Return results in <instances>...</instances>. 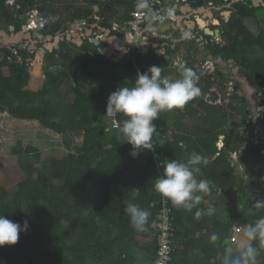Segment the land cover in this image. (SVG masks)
Returning a JSON list of instances; mask_svg holds the SVG:
<instances>
[{
  "label": "trees",
  "instance_id": "1",
  "mask_svg": "<svg viewBox=\"0 0 264 264\" xmlns=\"http://www.w3.org/2000/svg\"><path fill=\"white\" fill-rule=\"evenodd\" d=\"M85 1L86 5L74 17L92 23L95 13H100L105 15L103 25L109 28L131 18L134 0L121 2L126 7L124 14L116 11L114 2L108 8L101 0ZM19 2L22 4L16 17L6 0H0V21L6 25L17 22L20 30V16L28 8H37L49 17L56 14L46 4L48 0ZM263 8L256 7L251 0L234 2L229 8L232 17L225 28L227 43L220 50L215 49L216 57L225 53L238 59L242 75L261 92H264V28L255 35L243 21L257 18ZM177 51L168 48L166 55H159L150 49L145 54L136 53L115 61L101 55L89 41L82 46L63 41L59 49L48 50L46 54L40 50L31 64L24 57L0 59V107L14 118L36 120L44 128L62 134L69 150L63 159L53 158L47 163L42 161L36 146L22 141L13 146L16 166L12 175L19 172L22 177L14 185L0 187V215L21 226L27 220L29 227L20 233L15 245L0 246V260L6 258L10 264H139L136 250L144 244L152 256L145 264H154L156 221L163 197L153 184L160 174L150 150L141 149L137 157L130 154L132 145L125 142L119 127L113 126L106 110L112 92L122 86H134L137 73L146 72L152 65L161 66L163 77L180 78L182 72L174 74L170 68ZM257 51L262 52V57L252 56ZM41 60L47 64L42 67L44 79L41 72L31 71ZM57 64L60 69L49 71V66ZM189 69L199 76L201 95L182 109L160 113L154 121L157 151L163 163L169 159L186 162L193 152L205 158L215 156L208 180L215 182L222 194L219 202L204 201L198 205L199 209L216 208L213 216L205 215L200 220L194 219L197 208L178 209L168 200L175 228L171 264H220L218 257L225 247H231L235 253L249 243L244 229L264 216V208L254 206L256 201L264 200V191L258 193V188L264 185V148L239 136L243 123L242 119L235 121L236 108L233 104L225 107L208 103L205 97L214 82L197 68ZM58 92H64L67 100L62 113L61 105L48 98ZM239 98L235 93L234 99ZM240 103L243 108L247 106V102ZM243 108L239 112L244 118ZM197 116L202 118L203 127L193 136L187 132L185 119ZM117 119L122 126L127 117L117 113ZM172 126L177 130L170 135ZM74 134L82 137L80 143L75 142ZM221 136H225V148L219 150L217 143ZM244 145H247L243 148L245 157L261 163L249 169L247 177L237 173L230 160V152ZM143 152L146 161L140 165L138 159ZM4 158L0 155V169L4 168ZM126 201L151 212L144 230L132 226L124 211ZM213 232L219 233L220 239L210 243ZM252 243L257 247V264H264V246Z\"/></svg>",
  "mask_w": 264,
  "mask_h": 264
},
{
  "label": "built area",
  "instance_id": "2",
  "mask_svg": "<svg viewBox=\"0 0 264 264\" xmlns=\"http://www.w3.org/2000/svg\"><path fill=\"white\" fill-rule=\"evenodd\" d=\"M15 1L16 0H8L12 5H14ZM193 1L194 0H147L148 6L141 8L138 6L140 0H134L133 8L130 13L131 18L128 21L116 22L112 28H109L105 25L101 26L98 24L99 21H104L105 17L94 16V21L92 23H89V21L85 19L82 20L80 28L85 25L88 26L90 28L87 31L88 41L92 43L93 38H98L100 44L95 47H97L101 55L110 57L113 60L129 58L136 53L145 54V49L147 48L148 50L154 49L157 52L162 51L160 53L161 55H166L168 48L178 50L171 59L170 68L174 74L177 72L181 73L182 69L188 65L186 61L187 51L185 53L181 52V48L184 46L181 43L195 42V40H197L198 43L201 42V45H204L208 42V37L205 36L203 32L204 26L200 24L195 25V19L197 20L201 17L205 20L206 26L211 25L218 17L225 14L234 2L242 0H225V4L204 0L203 5L197 7L193 6ZM20 19L22 20V27L17 35L9 36L4 30H0V59H3L5 56H8V58L16 57L17 49L13 47L16 44L14 38L18 37V39L21 40L26 35L31 36L37 29L44 27L45 20H47L37 9L23 13ZM166 25L170 27L169 29L171 31L172 28L176 32L179 31L181 33L179 38L174 37L173 33L170 31H161L162 26ZM97 27H99V29H97ZM97 30L100 34H97ZM6 39L9 41L7 42ZM32 39L37 40L38 36L34 34ZM167 40L168 42L163 44ZM21 48L24 49L23 46ZM41 61L43 62H41L39 66L41 77L44 79L46 78V74L42 70V67H46L47 64L46 60ZM208 62L210 61L206 60L203 62L202 67L210 71L209 68H207ZM28 64L30 63L28 62ZM190 67L191 66H189V68ZM48 68L49 71L56 72V70L61 68V65H51ZM211 80L214 82V79ZM231 81L228 83V87L231 89L229 92L223 91L221 82H214L205 100L210 104L219 106H226L232 102L234 103V95L237 91ZM244 102H247L246 107L243 108L242 104H240V108H243L244 112V118L242 116L243 124L239 128L240 133H242L241 135L245 138H249L250 143L260 145L264 148V92L258 91L256 97L248 98V100ZM107 116L111 118L115 128L120 127L117 113L112 116ZM173 133L170 132V135ZM153 140L155 141L154 148L150 151L154 155L159 174L161 175L163 173V161H161V154L157 151L156 135H154ZM246 146L247 145H244L239 150L230 152L232 166L236 170H239L244 177H247L242 173L243 171L245 172V155L243 153V148ZM218 148L219 150L225 148L224 140L221 144L218 143ZM240 172L238 173L240 174ZM156 231L157 249L154 264H171L174 259L175 250V228L173 226V215L169 207L168 199L164 197L162 206L157 214Z\"/></svg>",
  "mask_w": 264,
  "mask_h": 264
},
{
  "label": "clouds",
  "instance_id": "3",
  "mask_svg": "<svg viewBox=\"0 0 264 264\" xmlns=\"http://www.w3.org/2000/svg\"><path fill=\"white\" fill-rule=\"evenodd\" d=\"M16 2L18 5L22 4L18 0ZM138 6L147 7V0H140ZM20 8L19 6L17 10ZM28 9L32 11L37 8ZM45 17L51 22L56 15ZM198 81L199 76L191 69H185L180 78L173 79L162 76L161 66L152 65L146 72L137 73L134 86H122L109 95L106 114L112 116L122 113L127 117L119 127V133L123 135L125 142L132 145L130 154L133 157H137L141 149L154 148L153 137L156 132L154 121L160 113L182 109L188 102L201 95ZM207 163V159L196 152H193L186 162L177 159L166 160L163 163V173L154 178L153 187L178 209L191 211L197 208L194 214L196 220H200L205 215L213 216L216 213L215 207L209 206L206 210L198 208L202 202V196L199 193L207 194L212 188L210 180L199 178L201 166H206ZM254 206L257 209L264 208V200L256 201ZM124 211L134 228L144 230L151 216L150 211L127 201ZM28 227L27 220L21 226L20 223L0 215V246L15 245L20 238V233L27 231ZM244 236L249 243L240 246L235 253L231 247L226 246L223 255L218 257L220 264H257V247L252 242H258L260 246H264V216L247 226L244 229ZM219 239V233L213 232L209 242L213 243Z\"/></svg>",
  "mask_w": 264,
  "mask_h": 264
},
{
  "label": "rangeland",
  "instance_id": "4",
  "mask_svg": "<svg viewBox=\"0 0 264 264\" xmlns=\"http://www.w3.org/2000/svg\"><path fill=\"white\" fill-rule=\"evenodd\" d=\"M14 4H17L15 1ZM47 5L51 6V9L54 12H57L60 8L65 9L66 6H69L70 8L75 7H83L85 6L83 4V0H48L46 2ZM6 5L11 10V5L8 0L6 1ZM31 9H28L27 11H30ZM229 10V8H228ZM26 11V12H27ZM116 11L119 12V14H124L126 12V7L124 6H118L116 8ZM116 13V12H115ZM98 16L99 15H94ZM264 8L260 9L258 11L257 18L255 19H248L246 21L247 25L256 33L260 32L262 28H264ZM56 18V17H55ZM227 18V16H226ZM96 20V19H95ZM98 20V19H97ZM258 22V24H257ZM84 32H87L88 29H90L88 26H84ZM0 29L8 30V28L1 26ZM97 34H100V32L97 30ZM77 34L81 35L82 31L76 32ZM173 35L176 36L178 33L176 31H172ZM112 35V34H111ZM95 36V35H94ZM194 43V41H192ZM242 50V49H241ZM2 52V50H1ZM241 53H244V51H240ZM34 60L30 62L33 63ZM40 64L36 63L31 68V71L34 74H40ZM217 68V67H215ZM207 72L206 76L208 77V73L210 71L202 68ZM230 78L223 79L222 87L223 91L229 92L231 89H229L227 83L231 81ZM225 83V85H224ZM230 86V84H229ZM222 95V92H221ZM48 98L52 99L56 105L60 106V112H64L66 110L67 100L65 99V93L64 92H58V93H52L48 96ZM240 101V99L235 100L237 103ZM242 115L240 114L239 110L236 112L235 121H241ZM186 125H187V132L190 135L195 136V132L198 131L200 128L203 127L202 125V118L201 117H193V118H187L185 119ZM177 130V129H176ZM175 128L172 126L170 129V132L173 133L176 131ZM242 133H240L239 130V136ZM75 138L76 143H80L82 140V137L79 135H72ZM242 136V135H241ZM18 141H22L25 144H31L33 146H36L39 148L41 152V159L44 162L50 163V161L53 158L56 159H63L69 154V150L67 149L65 143H64V136L62 134H58L56 132H53L51 130H48L44 128L38 121L36 120H23L14 118L10 115L8 112H4V109L0 107V155L9 158L11 160H6L4 158V168L0 169V187H8L9 185H14L16 182H18L19 179H21L22 175L18 172L15 176L12 175V171L14 167L16 166V160L13 155V146ZM223 140L219 142L221 144ZM143 158H146V155H142ZM244 164H245V172L242 173L247 176L253 166L261 165V163H258L254 159H250L247 157H244ZM264 164V163H262ZM250 169V170H249ZM237 172H240L239 170H236ZM241 174V172H240ZM264 191V185L258 188V193H261ZM257 193V194H258Z\"/></svg>",
  "mask_w": 264,
  "mask_h": 264
},
{
  "label": "flooded vegetation",
  "instance_id": "5",
  "mask_svg": "<svg viewBox=\"0 0 264 264\" xmlns=\"http://www.w3.org/2000/svg\"><path fill=\"white\" fill-rule=\"evenodd\" d=\"M101 1L103 3H105L104 5L108 8L110 7L109 6L110 3L114 2V8H117L118 6H121V2L123 0H101ZM98 2H99V0H98ZM83 4L86 5L85 0H83ZM19 6L21 7V5H18V4H16L15 6H11L10 11H12L16 17H18L17 8ZM96 6H98V5H96ZM260 6H261V4L259 6H256V7L259 8ZM79 8L80 7L69 8L67 6L64 10L60 8L57 11L56 18H54L53 20H51V22H49V27L47 26V23H46L47 20H45L44 27H40V29L33 32L31 34V36L26 35L21 40H19L18 37H15L14 39L16 41H14V42H16V44L13 46L15 49H17V55H15V56L17 58L24 57L26 62L30 63L32 61V59L34 61L36 60L37 54L40 53L41 47H44L47 51L48 50L53 51L55 49H59L60 44L63 41L72 42L78 46H82L86 41H88L89 38L87 37V32H84L85 27L80 28V23L84 19L74 17V16L79 14L77 11ZM99 10H100V7L98 6V10H96V12H99ZM113 10L114 9H112V12H113ZM96 15H98V14H96ZM99 16L104 17L105 15H102L99 13ZM231 17L226 18V15L222 14L220 17H218L214 21L213 24L208 25L215 32H216V30H219L218 36L216 34L214 36L208 35V34H206L205 30L203 29L205 36L208 37V42H206L204 45H201V42L198 43L197 40H195V42L193 43L195 46H192L191 44H189L190 47L187 49L188 51H187V55H186V59H187L186 61H187V63H191V66H193V67L197 68L199 71L203 72L204 75H206L207 72L205 70L204 71L202 70V68H203L202 64L206 60L210 61V62H208V66H207V68H209V70L211 71L210 73H208V78L214 79V82L220 83L224 79L225 75H226V78L231 77V79H232L231 82H233L234 88L238 93L239 90L241 88H243V84L241 82H238V77L243 76L242 75V66L239 63V60L229 58L226 56L225 53H222L220 57H216V55H215L216 50L217 51L220 50L227 43L224 34H225V28L228 25V22L231 19ZM251 19H253V18H251ZM195 21H196L195 25L198 24L196 19H195ZM104 22H105V20L102 22L99 21L98 24L103 26ZM54 24H59L57 29L52 28V25H54ZM244 24H245V22H244ZM1 26L8 28V30H5V29H0V30H4L6 33H8L9 36L17 35L20 32V30L17 28V22H12V23H9L8 25H6L4 23V21H0V27ZM21 27H22V23H21ZM97 29H99V27H97ZM79 31H82L81 35L76 33ZM36 32H40L44 36L41 38L38 37L37 40L32 39L33 35L36 34ZM70 35H71L72 39H77L78 36H81V38L83 39V43L81 45H79L77 42H74L71 38H69ZM22 46L24 47V49L21 48ZM26 53L28 54V57H25ZM13 54H15V53H13ZM44 54H46V53H44ZM190 58H191V60H190ZM215 67H217V68H215ZM204 69H206V68H204ZM237 82L240 84L239 87L237 86ZM224 85H225V83H224ZM227 85H228V83H227ZM258 91L259 90L257 89V93H258ZM239 99L242 102L248 100V98H243V97H240ZM240 101H238L237 103L232 102L226 106L225 105H222V106L227 107V106L233 104V106L236 108L235 112H237L238 110H241ZM2 259L0 260V264H2ZM6 264H10V262L7 259H6Z\"/></svg>",
  "mask_w": 264,
  "mask_h": 264
},
{
  "label": "crops",
  "instance_id": "6",
  "mask_svg": "<svg viewBox=\"0 0 264 264\" xmlns=\"http://www.w3.org/2000/svg\"><path fill=\"white\" fill-rule=\"evenodd\" d=\"M259 3L261 4V6L263 7L264 6V0H259ZM255 5V4H254ZM55 15H57V12H56V14ZM264 17V16H263ZM248 19H244V22H245V24L247 25V23H246V21H247ZM248 26V25H247ZM172 27H175V26H172ZM249 27V26H248ZM170 27L168 26V27H165V26H162V28H161V31H163V32H168V31H170V32H172V31H174L173 30V28H172V31L169 29ZM250 28V27H249ZM251 29V28H250ZM251 31L255 34V35H258L259 34V32L258 33H256V32H254L252 29H251ZM177 35L176 36H174V37H176V38H179V36H180V32L179 31H177ZM168 42V40L165 42V43H163V44H166ZM182 45H184V47L186 48V51H188L187 49L190 47V45L189 44H191L192 46H195L194 44H193V42L191 41V42H183V43H181ZM165 49V48H164ZM150 50H148V48L147 49H145V53H147V52H149ZM157 52V51H156ZM162 52V51H161ZM160 51L159 52H157L159 55H161L160 53H161ZM262 52L261 51H257V52H252V56H254V57H262ZM211 57V56H210ZM221 139L223 140L224 139V136H221L220 137V140H219V142L221 141ZM218 142V143H219ZM218 143H217V146H218ZM142 155H144V152L143 153H141V155L139 156V159H138V164H140V165H144L145 164V161H146V158L144 159L143 158V156ZM214 158H215V156H213V155H210V156H207L206 157V159H207V161H208V163H207V165L206 166H201V174H200V177L199 178H206V179H209V172H211L212 170H213V166H214ZM238 173V172H237ZM212 188L214 189V192H212V193H207V194H204V193H199L201 196H202V202L204 203V201L205 202H207V203H215V202H219L220 200H221V194H222V192H221V190H219V189H217V186H216V183L215 182H212ZM233 208H234V205H233ZM235 209H236V205H235ZM136 255L138 256V262L137 263H139V264H141V263H143V264H145V262L149 259V258H151L152 256H151V254H150V252H149V250L147 249V247H145V245L144 244H142V248H139V249H137L136 250Z\"/></svg>",
  "mask_w": 264,
  "mask_h": 264
},
{
  "label": "water",
  "instance_id": "7",
  "mask_svg": "<svg viewBox=\"0 0 264 264\" xmlns=\"http://www.w3.org/2000/svg\"><path fill=\"white\" fill-rule=\"evenodd\" d=\"M251 1L256 6H259L260 5L259 0H251ZM203 3H204V0H194L192 4H193L194 7H197V6L203 5ZM95 8H96V10H98V6H96ZM232 13H233V11L229 9V10H227L225 12V15L227 16V18H230L232 16ZM200 21L204 22V24H201ZM49 22H50V19L47 20V22H46L48 27H49ZM197 23L200 24V25H202V26H204V30H205L206 34L211 35V36H214L216 34L218 36L219 30H216V32H215L214 30H212L211 27L206 26L207 24H206V22H205V20L203 18L199 17L197 19ZM58 25L59 24H54V25H52V28L53 29H57ZM165 27H168V25H166ZM36 36H38V37L41 38L44 35L42 33H40V32H36ZM69 38H71V35H70ZM72 40L74 42H77L79 45H81L83 43V39L81 38V36H78L77 39H72ZM6 41L8 42L9 40L6 39ZM110 42H111V40H110ZM91 44H92V47L98 46L100 44V40L98 38H93ZM40 50L43 53H46L47 52V50L44 47H41ZM110 52H111V50H110ZM181 52L182 53H185L186 52V48L184 46L181 48ZM114 60L115 61H120V59H114ZM190 60H191V58H190ZM189 66H191V63H188V65L182 69V72L185 69H189ZM238 82H241L243 84V88H241L239 90V92H238L239 96H241L243 98H253V97H256L257 96V88L253 84H251L250 81L246 77L239 76L238 77ZM2 264H6V259L5 258L2 259Z\"/></svg>",
  "mask_w": 264,
  "mask_h": 264
},
{
  "label": "bare ground",
  "instance_id": "8",
  "mask_svg": "<svg viewBox=\"0 0 264 264\" xmlns=\"http://www.w3.org/2000/svg\"><path fill=\"white\" fill-rule=\"evenodd\" d=\"M201 24H204V22L200 21Z\"/></svg>",
  "mask_w": 264,
  "mask_h": 264
}]
</instances>
